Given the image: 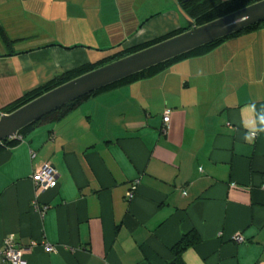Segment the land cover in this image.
Wrapping results in <instances>:
<instances>
[{"label": "crops", "instance_id": "0c3cea01", "mask_svg": "<svg viewBox=\"0 0 264 264\" xmlns=\"http://www.w3.org/2000/svg\"><path fill=\"white\" fill-rule=\"evenodd\" d=\"M187 25L177 0H0V108ZM261 115L257 29L34 125L0 151V249L12 236L55 247L25 250L24 264H264ZM46 162L57 184L40 190L31 175ZM192 233L175 262L171 248Z\"/></svg>", "mask_w": 264, "mask_h": 264}, {"label": "water", "instance_id": "95a60500", "mask_svg": "<svg viewBox=\"0 0 264 264\" xmlns=\"http://www.w3.org/2000/svg\"><path fill=\"white\" fill-rule=\"evenodd\" d=\"M264 21V0L107 63L32 99L9 114L0 115V142L23 127L93 91L154 65Z\"/></svg>", "mask_w": 264, "mask_h": 264}, {"label": "trees", "instance_id": "16d2710c", "mask_svg": "<svg viewBox=\"0 0 264 264\" xmlns=\"http://www.w3.org/2000/svg\"><path fill=\"white\" fill-rule=\"evenodd\" d=\"M260 0H177V3L180 7V9L184 12L186 17L188 18L189 25H187L185 28H180L178 30H175L167 35H164L162 37L155 38L151 41H147L144 43H141L139 45L132 46L130 48H127L125 50H120L112 55H109L100 61L96 63H88L79 67H76L70 71L63 72L61 74H58L54 76L52 79L47 81L46 83L39 85L38 87L30 90L29 92H26L23 94L20 98L10 102L9 104L5 105L4 107L0 108V115L1 114H9L12 111L16 110L17 108L21 107L22 105L26 104L27 102L31 101L32 99H35L36 97L46 93L47 91L75 78L78 77L84 73H87L93 69H96L100 66H103L107 63H110L112 61H115L117 59H120L122 57H125L129 54H132L134 52H137L141 49L147 48L151 45H154L158 42H161L163 40H166L170 37H173L185 30H188L191 28V26H200L202 24H205L209 21H212L214 19H217L221 16H224L226 14H229L233 11H236L238 9H241L243 7H246L250 4H253L255 2H258ZM257 29H264V21L248 26L244 28L243 30L239 32H234L232 34H229L228 36H225L223 38L217 39L213 42H210L208 44L202 45L196 49H193L191 51H188L184 54H181L179 56H176L174 58H171L170 60L164 61L162 63H159L157 65H154L150 68H147L145 70H142L138 73H135L131 76H128L126 78H123L119 81H116L110 85H107L99 90L93 91L90 94L84 95L72 102H69L57 110H54L43 117H41L39 120L23 127L17 132L16 138H7L0 142V151L7 147H12L16 144H18L21 139L23 138V134L25 131H27L29 128H32L34 125L43 123V122H51L56 121L64 117L68 112L72 111L78 105L86 100L87 98L96 95L97 93L110 89L115 88L119 86H123L126 84H129L131 82H135L138 80L146 79L149 77H152L164 70H166L170 65L173 63L187 59L190 57H196L203 55L209 51H211L213 48L224 42L225 40L237 36L239 34L257 30ZM4 40L6 43L9 41L7 40V37L3 34ZM199 241V237L197 234L192 233V236L188 238V235H184L180 238V240L171 248L173 251V255L175 257V262L179 260L181 252L188 247L191 244L197 243Z\"/></svg>", "mask_w": 264, "mask_h": 264}, {"label": "built area", "instance_id": "2783aa9c", "mask_svg": "<svg viewBox=\"0 0 264 264\" xmlns=\"http://www.w3.org/2000/svg\"><path fill=\"white\" fill-rule=\"evenodd\" d=\"M168 121H169V111L166 110L163 114V122L167 123ZM251 135L255 136L254 133H251ZM16 137L17 135H15L12 138H16ZM57 175H58L57 170L50 163L46 162L33 171L31 175V180L37 189L46 190L48 188H54L56 186ZM137 183H138L137 181H134L132 183V187L126 193L125 196L126 199L130 200L133 198ZM46 208L47 205L42 206L40 209L41 213H43L46 210ZM234 240L236 242H241L244 239L242 238L241 235L236 234L234 236ZM37 245L41 246L43 250L46 252H52L55 249V247L52 244L45 242L43 240L41 241L32 240L28 248H18L15 246L12 236H8L7 238L4 239L2 243V248L0 249V256L2 257L4 264H24L23 253L25 252V250H29Z\"/></svg>", "mask_w": 264, "mask_h": 264}, {"label": "clouds", "instance_id": "9594fccd", "mask_svg": "<svg viewBox=\"0 0 264 264\" xmlns=\"http://www.w3.org/2000/svg\"><path fill=\"white\" fill-rule=\"evenodd\" d=\"M259 123H260V127L259 128H254V131H264V115H261L259 117ZM249 126L252 127V123L249 122ZM246 139H250L249 136H246Z\"/></svg>", "mask_w": 264, "mask_h": 264}, {"label": "rangeland", "instance_id": "374dc122", "mask_svg": "<svg viewBox=\"0 0 264 264\" xmlns=\"http://www.w3.org/2000/svg\"><path fill=\"white\" fill-rule=\"evenodd\" d=\"M170 60V59H169ZM184 60V59H183ZM181 61V60H180ZM177 62H179V61H177Z\"/></svg>", "mask_w": 264, "mask_h": 264}]
</instances>
